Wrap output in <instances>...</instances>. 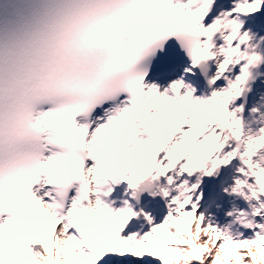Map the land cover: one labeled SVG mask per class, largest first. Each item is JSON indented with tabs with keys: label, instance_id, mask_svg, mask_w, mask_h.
<instances>
[{
	"label": "snow or ice",
	"instance_id": "1",
	"mask_svg": "<svg viewBox=\"0 0 264 264\" xmlns=\"http://www.w3.org/2000/svg\"><path fill=\"white\" fill-rule=\"evenodd\" d=\"M0 264H264V0H0Z\"/></svg>",
	"mask_w": 264,
	"mask_h": 264
}]
</instances>
